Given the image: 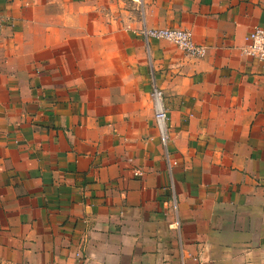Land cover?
Segmentation results:
<instances>
[{
	"label": "crops",
	"instance_id": "1",
	"mask_svg": "<svg viewBox=\"0 0 264 264\" xmlns=\"http://www.w3.org/2000/svg\"><path fill=\"white\" fill-rule=\"evenodd\" d=\"M118 12L143 53L121 90L97 70L114 65ZM143 26L207 53L146 43ZM256 27L264 0H0V264H264Z\"/></svg>",
	"mask_w": 264,
	"mask_h": 264
},
{
	"label": "built area",
	"instance_id": "2",
	"mask_svg": "<svg viewBox=\"0 0 264 264\" xmlns=\"http://www.w3.org/2000/svg\"><path fill=\"white\" fill-rule=\"evenodd\" d=\"M140 35L147 43L148 40H162L170 43L175 48L182 51L186 56L195 59L203 58L207 53V48L198 44L193 34L185 29H168V28H143ZM246 46L243 53L251 58L264 61V29L260 27L254 28L245 36ZM151 103L153 108V120L161 145L167 151V113L163 104L161 90L153 87L151 94ZM166 162L171 167V160L166 153ZM188 257L183 250H180V264H188ZM194 264H198L197 259H193Z\"/></svg>",
	"mask_w": 264,
	"mask_h": 264
},
{
	"label": "rangeland",
	"instance_id": "3",
	"mask_svg": "<svg viewBox=\"0 0 264 264\" xmlns=\"http://www.w3.org/2000/svg\"><path fill=\"white\" fill-rule=\"evenodd\" d=\"M116 22H117L116 35H115L116 36V53H115L114 65L113 66L111 65V68H109L107 65L100 66L97 68V70L101 74V78H103V80L107 76L109 69H111L112 71L111 74H113V72L115 71L116 72V86L118 90L119 89L121 90L123 81L125 79H128V81L130 82V80L132 79V76L133 77L135 76V71H134L135 66L140 61V58L143 56V53L141 49H138L140 43H138L137 39L135 38L137 33L134 34L132 30L127 28V21L123 17V14L121 12H118ZM100 53H101V56H100L101 61H103L104 59L108 57L107 51L104 50L103 48ZM131 54H133V58H129ZM75 70H76V67L69 68V78H71V76L76 75ZM91 74H92V71L86 72L84 75H91ZM111 80H113V78H111ZM134 84L135 83H132V86H133L132 89L136 90ZM101 86H103V83L101 84Z\"/></svg>",
	"mask_w": 264,
	"mask_h": 264
}]
</instances>
